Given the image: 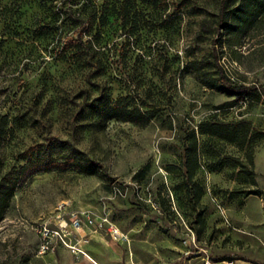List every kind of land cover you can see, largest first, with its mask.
I'll list each match as a JSON object with an SVG mask.
<instances>
[{"label": "rangeland", "instance_id": "374dc122", "mask_svg": "<svg viewBox=\"0 0 264 264\" xmlns=\"http://www.w3.org/2000/svg\"><path fill=\"white\" fill-rule=\"evenodd\" d=\"M221 1L110 0L106 22L83 29L93 47L78 59L59 58L57 37L36 28L64 27L91 1L0 0V175L16 182L0 197V264H60L39 253L38 230L61 204L127 233L115 241L84 219L113 264H264V94L230 93L218 69L264 89V0H229L218 32ZM99 88L154 117L75 119ZM49 136L70 140L96 171L60 154L38 170Z\"/></svg>", "mask_w": 264, "mask_h": 264}, {"label": "trees", "instance_id": "16d2710c", "mask_svg": "<svg viewBox=\"0 0 264 264\" xmlns=\"http://www.w3.org/2000/svg\"><path fill=\"white\" fill-rule=\"evenodd\" d=\"M92 12L89 14L79 13L76 18H66L64 21V27L60 25H54L49 23L40 24L36 30L41 31L42 34H50L53 38L57 37L58 57H75L83 59L88 55V49L93 47L92 40L85 39L83 29L85 27L93 28L97 21L104 23L109 15L110 0H105L103 6L98 9L94 8V0ZM228 2L229 0H222L220 6V18L217 25V31L219 32L226 24L228 17ZM126 9V7H125ZM124 9V11H126ZM126 13V12H124ZM68 21V22H67ZM66 24V25H65ZM78 26L81 28L79 31L74 30L71 32V27ZM62 29V30H60ZM71 32V33H70ZM76 33V34H74ZM95 45V43H94ZM69 55V56H68ZM94 67V64L91 65ZM93 69V68H91ZM219 69V83L223 85L230 93L242 95L245 93L253 95L264 94V89L253 85L236 84L231 79L223 67L218 64ZM40 100L36 99L35 105H39ZM75 119L90 121L89 123L102 124L110 119L130 120L138 124H147L154 114H148L143 112L139 108L131 107L123 100V98H113L110 91L99 88V93L94 97L93 94H87L83 101L78 104V108L75 111ZM8 115L0 116V146L3 141V136L7 131L9 124ZM37 162L40 163L38 170H46L51 168L52 163L56 162L58 157L55 154H60V159L73 160L75 165L82 171L87 173H94L96 171V165L94 160L88 158L81 150L73 146L68 139H61L57 136H49L46 143L42 148L37 151ZM3 166V159L0 148V172ZM11 180V179H10ZM16 182H12L10 186H7V179L5 176L0 175V197H10L14 193Z\"/></svg>", "mask_w": 264, "mask_h": 264}, {"label": "built area", "instance_id": "2783aa9c", "mask_svg": "<svg viewBox=\"0 0 264 264\" xmlns=\"http://www.w3.org/2000/svg\"><path fill=\"white\" fill-rule=\"evenodd\" d=\"M59 213L55 223L44 221L40 224L39 253L46 254L55 251L59 244L67 246L73 253H85L84 249L78 245L77 233L83 228L84 219L87 225L94 230H105L115 240L124 241L128 239L127 233L112 219L102 216L96 221L94 214L88 210L71 209L68 210L65 204L58 207ZM67 215V216H66ZM54 224V225H53ZM83 237V236H82ZM204 264H258L244 258H228L221 261H204Z\"/></svg>", "mask_w": 264, "mask_h": 264}, {"label": "crops", "instance_id": "0c3cea01", "mask_svg": "<svg viewBox=\"0 0 264 264\" xmlns=\"http://www.w3.org/2000/svg\"><path fill=\"white\" fill-rule=\"evenodd\" d=\"M57 218L58 214L45 221H49L52 224L55 223ZM85 234L89 237L87 239H85V237L81 238V236H85ZM77 237L78 245L84 249L85 253L75 254L67 246L59 244L57 249L49 252V254L55 256V258L60 261V264H113L109 253L106 252L108 251L107 248H105L101 242L97 240L94 241V234L89 235V231L82 228L80 229V233H77ZM100 238L101 237H97V239ZM57 253L59 254L57 255Z\"/></svg>", "mask_w": 264, "mask_h": 264}]
</instances>
